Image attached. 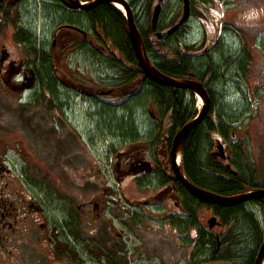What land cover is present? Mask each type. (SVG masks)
<instances>
[{
	"label": "flooded vegetation",
	"instance_id": "flooded-vegetation-1",
	"mask_svg": "<svg viewBox=\"0 0 264 264\" xmlns=\"http://www.w3.org/2000/svg\"><path fill=\"white\" fill-rule=\"evenodd\" d=\"M95 1L0 0V264H36L37 261L39 264L41 257H46L47 264H87L85 257L80 258L81 253L88 260L100 261L98 264H128L125 253L129 241L144 240L151 221H165V229L174 231L177 236L186 234L194 246L191 257L201 245L207 246L206 252L213 251L212 248L219 252L222 246L220 237L224 233L233 235L228 232V223L222 219L223 209L232 207L239 217V226H244L247 232L248 221L256 227L258 222L261 227L257 213L263 210V201L254 200L232 207L207 204L193 197L176 179L171 160L175 136L158 135L153 129L156 122L173 126L176 123L174 113L171 108H159L152 98L142 103L137 101L146 90L144 83L147 78L143 73L140 81L135 79L129 84L118 85L115 81L111 83V88L104 90L98 83H95L97 87L92 86L90 78L79 77L69 66L68 61L74 53L83 55L87 51L97 59H103L102 63L106 55L113 58L108 51L114 47L108 40L104 41L98 27L99 9L111 4L98 5L94 4ZM178 1L182 8L179 7L176 13L169 12L165 18L167 0H158L155 5L160 3L162 12L156 30L152 28L151 21L154 12L150 14L152 33L149 38L151 41V36L155 35L158 39L157 33L161 32L159 39L180 42L182 51L192 58L197 67L196 74L186 72L183 79L203 83L206 89L209 110L202 123L196 126L204 129L200 132L199 143L203 152V167L200 170L205 182L199 187L227 197L264 189L263 182L255 183L250 174L246 175L250 169L243 163L241 152L244 146L236 132L246 126L242 125L244 118L234 114H230L229 118L220 108L221 99L233 98L238 92H219L218 86L226 87L230 82L233 87H237L236 82L243 84L235 77L226 76L227 69L231 70L233 64L218 71L210 65L208 57L216 47L212 42L220 41L210 37V29L206 28L203 43L194 42L192 46L182 36H173L184 30L186 32L184 28L193 17V0H188L191 8L188 21L176 32L168 34L170 28L180 23L184 14L187 0ZM38 6L43 20L51 25L52 53L46 49L45 40L40 50L35 48L37 35L33 23L38 18L35 12ZM134 17L137 24L135 12ZM165 20L164 27L169 26L166 30L161 26ZM39 33V37L44 39L45 29L40 28ZM47 55L62 60L68 80L57 75V69H52L51 58L47 59ZM171 55L166 57L169 65ZM163 74L176 78L174 74ZM151 82L152 85L154 82ZM135 84L139 88L133 89ZM172 89L176 101L182 98L184 120L181 122L195 119L203 108L202 99L199 104L200 96L187 89ZM123 93L127 98L121 97ZM193 98L198 100V105ZM188 103L193 106V119L186 111ZM76 108L78 111H75ZM24 110L30 114H25ZM119 110H122L121 114H118ZM143 111L148 112L143 118H147L149 125L141 131ZM79 118H82L83 124H78ZM121 118L125 121H120ZM124 122L132 125L130 131L117 129ZM26 125L32 131H27ZM100 131L115 137L113 143L105 140L110 147L104 149L105 157L114 153L111 156L115 174L112 166H105V157L99 159L92 150L98 144L96 135ZM103 138L106 139V136L103 135ZM186 142L180 163L183 174ZM35 149L38 152L43 150L44 158L49 157L43 166L49 168L48 171L46 169V177L50 185L57 183L63 194L72 200L67 206L61 203V218L38 195L35 196L32 187L36 185L31 181L33 174L28 167L29 161L33 165L37 162H34L33 156ZM16 155L22 158L18 160L14 157ZM115 176L119 186L120 183L125 184L123 192L115 190V181L113 184L110 180ZM209 181L233 187L237 192L220 194L217 188L207 185ZM192 183L197 186L194 181ZM242 186L251 188L242 190ZM214 240L217 245H213ZM247 242V238L231 239L225 244L231 249H244ZM132 262L135 261L130 264ZM184 264L209 263L202 258L200 262Z\"/></svg>",
	"mask_w": 264,
	"mask_h": 264
},
{
	"label": "rangeland",
	"instance_id": "rangeland-1",
	"mask_svg": "<svg viewBox=\"0 0 264 264\" xmlns=\"http://www.w3.org/2000/svg\"><path fill=\"white\" fill-rule=\"evenodd\" d=\"M157 2L158 0H155L151 5V14L154 12V7ZM191 6L193 8V17L184 28L186 32L185 30L181 31L178 35L179 37L182 36L183 40L191 46L194 42L203 43L207 29H210V37H212L213 40L220 39V41L215 40L212 42L216 47L208 57V61L211 66L217 69L224 68L226 65L230 67V64H233L231 70L230 68L227 69L228 72L226 76L235 77L236 80L238 79L239 82L244 85L236 82L235 85H237V87H233L232 82H230L226 87L223 85L218 87L219 92H238L233 98L229 97L227 100H224L223 103L231 110L229 114L244 118L245 121L242 125L246 126L236 131L237 135L241 137L244 146L241 152L243 153L242 157H244L243 163L246 164V167L250 168L251 171L255 172L252 173L255 183H264V125H257V122L264 117V0H193ZM179 7L182 8L180 1L167 0L168 11L165 13V18L168 17L169 12L176 13ZM134 11L136 20L138 19V21H140V24L145 28L144 31L147 32L149 26L146 24V21H144L146 10L138 6ZM35 12L38 15L37 20L33 23L37 35L35 48L40 50L41 43L45 40L46 49H49V52L52 53V36L49 34L51 25L49 22L43 20L40 14V6L37 7ZM202 18L205 19L204 22H202ZM148 21L151 24L150 19ZM165 23L166 20L163 22L162 27L165 26ZM40 28L45 29L44 39H42L41 36L39 37ZM168 28L169 26H166L164 30ZM154 40L155 35L151 36L152 43H155ZM96 57L97 56L87 51L84 52L83 55L74 53L68 63L71 68L75 69L79 77L85 79L90 78L92 86L97 87L95 83H98L101 88L108 90L111 88L110 86L111 83L114 82V78H118V76H116V73L109 65H106L104 61L102 63L103 59H97ZM46 58L50 59L51 57L49 58L47 55ZM50 63L53 65L52 69H57V75L59 77L63 80H68L67 69L62 60L58 59L57 56H52ZM66 67L68 68V65H66ZM133 86V89L139 88L137 84ZM59 90L61 92L64 91L61 90V88H59ZM121 97L127 98L124 93ZM193 101L198 105V100L196 101L193 98ZM1 106L2 103H0V107ZM39 107L41 110L43 109L41 106ZM74 110L75 109H73V111ZM75 111H78L77 108ZM80 111H82V109ZM24 113L30 114V112L26 110H24ZM121 113L122 110H119L118 114ZM141 115H143L141 118V123L143 122L141 131H144L149 124L147 118L143 117L147 116L148 112L143 111ZM81 120L82 118L78 119V124H83ZM26 129L27 131H32L27 125ZM111 133L113 134L114 131L111 130ZM112 134L100 131V133L96 135L98 144L93 146L92 150L95 154L97 153L99 159L102 156L105 157L106 154L104 149H106L108 145L105 140L110 143L114 142L115 137H113ZM103 135L106 136V139L103 138ZM42 153L43 150L38 152L37 149H35V151H33V156L35 158L34 162L37 161L38 163L35 162L34 165L30 161L28 163L30 174H33L30 176L31 181L36 185L33 186L31 184V187L33 186L32 188L35 190V196L38 195L39 199L43 200L48 208L55 212L58 218H61L63 214L60 209L61 203L67 206L72 203V200H70V198L68 199L63 194L57 183H55L54 186L50 185L46 177V169L48 171L49 168L43 166L45 165V159L49 157L46 156L44 158ZM53 155L54 157L56 156L55 153ZM14 157L18 158V160L22 158L20 155ZM110 158L109 156L105 157L107 163ZM104 164H106V162H104ZM114 166L115 164L113 163V172L115 170ZM116 180L117 176L114 177L115 190L117 193L123 192L125 184L119 182L121 184L119 186ZM64 185L66 190L68 188L66 180L64 181ZM42 188L44 189L42 190ZM37 192L39 194H37ZM259 220L261 221V227L262 224L264 226V206L263 210L259 211ZM164 223L165 221H151L144 240L141 239L142 241L139 242L138 239H136L133 240L132 243L129 241L130 244L127 245L125 253V260L127 257L129 261L128 264H130L132 260L135 261L132 262V264H184L190 261L200 262L202 258H205V252L208 250L207 246L201 245L202 247H200V249L202 252L199 249L196 254L192 255V258L191 253L194 250L193 242L189 240L186 234H179V236H177L174 231H167ZM254 246L255 243L249 241L243 250L248 255V253L253 251ZM75 251L78 252L77 248H75ZM80 255L81 259L85 257V262H87V264H98L100 262L96 259L94 261L88 260L82 253ZM123 258L124 256H122V259ZM47 262L46 257H41L39 264H47ZM36 264H38V261Z\"/></svg>",
	"mask_w": 264,
	"mask_h": 264
},
{
	"label": "trees",
	"instance_id": "trees-1",
	"mask_svg": "<svg viewBox=\"0 0 264 264\" xmlns=\"http://www.w3.org/2000/svg\"><path fill=\"white\" fill-rule=\"evenodd\" d=\"M155 0H132L130 1V5L134 11L136 7H143L146 10L144 21L148 24L149 29L147 32L144 31V26L140 24V21L137 19V24L140 31L143 33L144 43L146 44V50L148 53L149 58L152 60V63L155 64L157 69L166 74H174L176 78L183 79V77L189 74H196V66L195 62H193L192 58L186 55V52H183L180 47V42H173V41H163L162 39H155V43L150 41V34L152 33L149 23L150 18V8L151 5L154 3ZM135 12V11H134ZM98 27L102 34L104 35V41L108 40L109 44L114 47L108 51L113 58L106 55L105 64L109 65L113 70H115L116 75L118 78H114V82L116 85L120 83H128L134 81L135 79H139L142 77V72L140 69V64L138 65L137 56L134 53L133 44L130 41V35L128 33V24L126 22L125 16L121 11L117 8H114L111 5H104L99 9V17H98ZM147 26V25H146ZM163 26V25H161ZM174 37L178 36V34L173 35ZM171 37V36H170ZM170 37H165L170 39ZM172 54V55H171ZM168 55L172 56V61L169 63L166 60ZM124 59V60H123ZM172 63V64H171ZM180 63L182 65L180 66ZM178 67H184L182 69H178ZM233 68V67H232ZM217 71L219 69L215 68ZM187 72V73H186ZM181 73V74H180ZM144 76V75H143ZM117 79V80H115ZM144 83L145 89L140 95L139 99L137 100L139 103H142L146 99L151 100L153 99V103H157L158 107L161 109L171 108L174 113L175 117V124L173 126L166 125L162 122H156L153 125L154 132L158 135H168L169 137L175 136L178 130L182 129L185 123L181 121L184 120L183 115V106H182V98L180 101H176V95L173 94L172 88L166 86H160L152 83L146 79ZM221 99V98H220ZM223 99L220 100V108L221 111L224 112L225 115L231 118L229 112L231 111L228 109L226 104L223 103ZM156 104V105H157ZM186 111L190 112L191 119H193V106L187 104ZM190 119V120H191ZM177 120V121H176ZM120 121H125L121 118ZM119 122V121H117ZM132 125L125 123L119 128L118 130L123 131H130ZM203 128L197 127L189 136V139L185 145V151L183 154V171L187 179L189 178L190 181H194L196 185L204 184L202 181L203 174L201 173V167H203V163L201 162L203 152L202 148L200 147L201 143V131ZM204 131V129H203ZM250 169V168H249ZM245 171V170H244ZM246 172V171H245ZM248 171L246 172L247 175ZM207 178V177H206ZM245 177H243L244 179ZM208 179V178H207ZM211 185L214 188H217L220 194L231 195L232 193H236L237 191L231 188L224 187L223 184L218 185L216 182H208L207 185ZM242 190H248L251 186H242ZM231 191H236L232 192ZM264 206V202H262ZM223 221L228 223L229 231L233 235L230 236L225 234L220 237L221 249L219 252L215 251V248H212L213 251L205 252V261L209 264H228L235 261H241L242 264H255L256 257H257V250H259L260 245H262L264 232L260 227L259 223L257 222V227L255 224L249 222L247 219L248 226L240 227L239 224V217L237 216L236 212H234V207L232 208H225L223 209ZM253 225H255V230L253 229ZM204 236H206L204 234ZM244 238L249 239V241H253L255 243L254 249L252 252L246 254V252L242 248H228L227 244H225L229 240H242ZM217 241L214 240L213 245H217ZM247 255V256H246ZM246 258V259H245Z\"/></svg>",
	"mask_w": 264,
	"mask_h": 264
},
{
	"label": "water",
	"instance_id": "water-1",
	"mask_svg": "<svg viewBox=\"0 0 264 264\" xmlns=\"http://www.w3.org/2000/svg\"><path fill=\"white\" fill-rule=\"evenodd\" d=\"M104 3H109L118 9V6L122 8V12L124 13L126 22L128 24L130 41L133 44L134 53L137 56L138 65L140 64L141 71L147 79L160 86L163 85L172 88L175 87L178 89H187L195 94H198L202 99L203 108L201 109L200 113L196 116L195 119L186 123L174 138L175 140L172 147L171 160H173V171H175L176 179L181 182V184L186 188L187 192H190L193 197L207 204L211 203L218 206L232 207L254 200H261L264 202V189H256L251 192L242 193V195L227 197L223 195L220 196L212 191H206L204 189H201L200 187L198 188L191 181L187 180L180 168V163L182 161V148L184 146V143L186 142L188 135L196 128L197 125L202 123L209 110L206 89L203 83H200L196 80L193 81L188 79L182 80L173 77L171 78L157 69L155 64L152 63V60L148 56L142 32H140L138 25L136 24L134 11H132L129 0H96L94 4L99 5ZM82 7L86 9L85 5H83ZM154 10L155 11L151 21L152 28L156 30L159 24V16L162 12L161 4L159 3ZM190 11V3L187 0L184 5V14L181 18L180 23L170 28L168 32L169 35L176 32L183 24H185V22L188 21ZM157 37L158 39L161 38L162 33H157ZM257 254L258 255L256 257L255 264H264V241L262 242V245L259 248Z\"/></svg>",
	"mask_w": 264,
	"mask_h": 264
},
{
	"label": "crops",
	"instance_id": "crops-1",
	"mask_svg": "<svg viewBox=\"0 0 264 264\" xmlns=\"http://www.w3.org/2000/svg\"><path fill=\"white\" fill-rule=\"evenodd\" d=\"M263 123H264V117H262L261 120L257 122V125H258V126H259V124H260V125H264ZM252 173H255V172H253V171H251V170L248 171V174H250L251 177H252Z\"/></svg>",
	"mask_w": 264,
	"mask_h": 264
},
{
	"label": "bare ground",
	"instance_id": "bare-ground-1",
	"mask_svg": "<svg viewBox=\"0 0 264 264\" xmlns=\"http://www.w3.org/2000/svg\"><path fill=\"white\" fill-rule=\"evenodd\" d=\"M118 7H119V9H120L121 11H123L122 8H121L120 6H118ZM198 99H199V101H200L199 104H201V98L198 97Z\"/></svg>",
	"mask_w": 264,
	"mask_h": 264
}]
</instances>
